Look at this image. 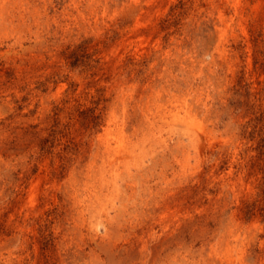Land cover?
Segmentation results:
<instances>
[{"label":"rangeland","instance_id":"rangeland-1","mask_svg":"<svg viewBox=\"0 0 264 264\" xmlns=\"http://www.w3.org/2000/svg\"><path fill=\"white\" fill-rule=\"evenodd\" d=\"M0 264H264V0H0Z\"/></svg>","mask_w":264,"mask_h":264}]
</instances>
